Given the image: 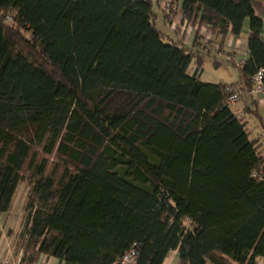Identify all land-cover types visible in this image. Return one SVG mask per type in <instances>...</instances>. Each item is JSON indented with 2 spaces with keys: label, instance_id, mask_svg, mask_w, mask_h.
Listing matches in <instances>:
<instances>
[{
  "label": "trees",
  "instance_id": "16d2710c",
  "mask_svg": "<svg viewBox=\"0 0 264 264\" xmlns=\"http://www.w3.org/2000/svg\"><path fill=\"white\" fill-rule=\"evenodd\" d=\"M161 1L0 0V217L31 183L20 264L264 259V159L227 103L264 70L255 0L182 2L221 47L249 19L232 84L201 80L206 55L158 29L154 2L177 15Z\"/></svg>",
  "mask_w": 264,
  "mask_h": 264
},
{
  "label": "crops",
  "instance_id": "0c3cea01",
  "mask_svg": "<svg viewBox=\"0 0 264 264\" xmlns=\"http://www.w3.org/2000/svg\"><path fill=\"white\" fill-rule=\"evenodd\" d=\"M182 2L183 0L175 1L177 15L172 19V23L165 21L167 30L164 32H167V34H170L173 38H179L184 35V43L188 47L198 51L200 55H210V57H213V65L216 69L221 66V60L217 59L216 54L222 55L224 61L231 65L235 63L233 66L237 69L238 66H241L249 59L250 52L248 49V40L251 35L249 19L245 20L241 34L237 36L228 33L223 39L221 47L220 43L222 37L215 36L210 26H200L199 19H195V16H192L189 20L184 17ZM253 6L255 14L262 19L264 24V0H255ZM197 33L199 34V39H197ZM206 38H209L210 41L213 40L214 42L204 43ZM229 61H232L233 63ZM196 67L197 64L192 62L189 72L191 74L196 72ZM199 75L202 81L214 84H232L238 82L240 79L239 69L238 79L230 82L224 79L223 76L214 73H210V76L204 75V69L199 72ZM240 96V100L237 104L232 106V110L247 122V128L252 137L259 138V153L264 157V90L258 93L244 91ZM2 228L3 227L0 225V234L1 231H3ZM5 234L6 233H3L2 236H0V259L11 257L13 260L20 263L23 256V250L20 249L18 258L14 259V253L11 246L7 243V239H5ZM36 264L65 263L59 261L57 258L42 254ZM162 264H180L179 251L177 249L170 251ZM258 264H264V259L259 258Z\"/></svg>",
  "mask_w": 264,
  "mask_h": 264
},
{
  "label": "rangeland",
  "instance_id": "374dc122",
  "mask_svg": "<svg viewBox=\"0 0 264 264\" xmlns=\"http://www.w3.org/2000/svg\"><path fill=\"white\" fill-rule=\"evenodd\" d=\"M162 6V5H161ZM176 3L174 0H171V9H176ZM153 10L156 13V25L159 30L165 31L166 25H165V17L162 12V9L154 2ZM168 11V10H167ZM10 23L12 21H9ZM210 41V40H209ZM209 43V42H208ZM217 59L221 60V66L220 68H214L213 57H210V55L205 56V62H204V75L210 76V73H214L217 75H221L226 79L227 81H235L238 79V69L235 68L233 65L227 63L224 61V57L222 55L216 54ZM197 69V67H196ZM244 91L241 90L240 94H243ZM242 96V95H241ZM240 96V97H241ZM31 189V183L26 180L21 183V185L18 187V190L16 192V195L14 197L13 205L11 208V211L9 213L3 214L0 217V225L3 227V231H1L0 236H2L3 233L5 234V239H7V243L11 246L12 251L14 253V259L18 258L19 251L22 248V244L19 241V232L22 228L24 219H25V207L28 200V193Z\"/></svg>",
  "mask_w": 264,
  "mask_h": 264
},
{
  "label": "built area",
  "instance_id": "2783aa9c",
  "mask_svg": "<svg viewBox=\"0 0 264 264\" xmlns=\"http://www.w3.org/2000/svg\"><path fill=\"white\" fill-rule=\"evenodd\" d=\"M161 5L163 9L169 10L171 7V0H162ZM8 20H10V18H8ZM208 42H209V38H206L204 40V43H208ZM251 79H252L254 93H258L264 90V70H259L257 73H255L252 76ZM240 91H241V87L239 85L232 86L229 88L230 95L227 99V103L231 107L237 104L238 101L240 100ZM261 157L264 159L263 156ZM255 176L258 177L260 180L264 181V171L262 169L256 171ZM136 256H137V249L133 248L131 251H129L122 257L121 264H133ZM0 264H20V263L18 261L13 260L11 257H6L0 259Z\"/></svg>",
  "mask_w": 264,
  "mask_h": 264
}]
</instances>
